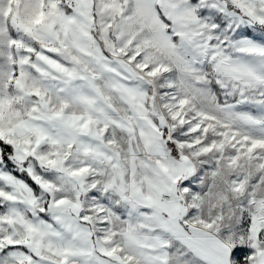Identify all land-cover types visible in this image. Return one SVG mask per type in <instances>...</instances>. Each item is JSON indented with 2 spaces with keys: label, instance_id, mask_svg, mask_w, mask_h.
Segmentation results:
<instances>
[{
  "label": "snow or ice",
  "instance_id": "6c2138e0",
  "mask_svg": "<svg viewBox=\"0 0 264 264\" xmlns=\"http://www.w3.org/2000/svg\"><path fill=\"white\" fill-rule=\"evenodd\" d=\"M0 264H264V0H0Z\"/></svg>",
  "mask_w": 264,
  "mask_h": 264
}]
</instances>
